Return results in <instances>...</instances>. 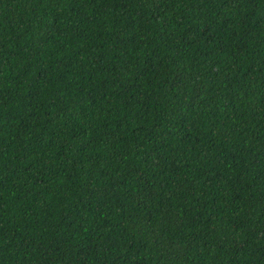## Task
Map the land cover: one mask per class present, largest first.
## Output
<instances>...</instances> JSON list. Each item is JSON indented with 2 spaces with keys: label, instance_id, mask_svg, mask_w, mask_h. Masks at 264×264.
<instances>
[{
  "label": "trees",
  "instance_id": "obj_1",
  "mask_svg": "<svg viewBox=\"0 0 264 264\" xmlns=\"http://www.w3.org/2000/svg\"><path fill=\"white\" fill-rule=\"evenodd\" d=\"M0 264H264V0H0Z\"/></svg>",
  "mask_w": 264,
  "mask_h": 264
}]
</instances>
